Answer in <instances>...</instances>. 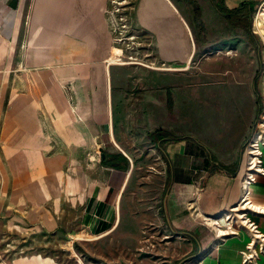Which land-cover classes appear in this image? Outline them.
I'll list each match as a JSON object with an SVG mask.
<instances>
[{"label": "crops", "instance_id": "1", "mask_svg": "<svg viewBox=\"0 0 264 264\" xmlns=\"http://www.w3.org/2000/svg\"><path fill=\"white\" fill-rule=\"evenodd\" d=\"M261 1L223 3L230 10L242 3L256 9ZM105 5L0 0V264H96L89 247L123 224L124 201L125 217L131 214L135 199L123 194L135 171L138 186L157 189L140 201L152 202L161 192L169 225L185 226L197 243L194 264H264V250L245 259L254 233L240 218L228 219L243 195L246 149L239 157L220 154L204 139L178 136L164 125L157 129L170 130L175 139L163 149L152 134L147 153L123 141L125 61L109 64L114 46L102 41L109 37ZM146 66L170 76L188 69ZM251 79L223 86L211 110L225 111L235 97L243 132L257 107ZM251 199L264 205L263 174ZM247 212L264 236V213Z\"/></svg>", "mask_w": 264, "mask_h": 264}, {"label": "rangeland", "instance_id": "2", "mask_svg": "<svg viewBox=\"0 0 264 264\" xmlns=\"http://www.w3.org/2000/svg\"><path fill=\"white\" fill-rule=\"evenodd\" d=\"M172 1L177 13L165 0H106L109 37L102 41L114 46L109 58L125 61L126 115L122 139L129 148L147 153L154 147L151 134L164 125L172 127L178 136L204 139L220 154L239 157L264 115V37L254 26L264 0L254 12L237 14L232 19L225 18L212 0H195L202 10V24L196 33L194 6L186 0ZM215 1L225 6L223 0ZM164 64L187 65L188 69L170 76L168 71L146 66ZM234 75H240L243 81L252 78L251 83H256L261 96L244 132L239 114L235 113V97L230 98L225 111L211 113L217 108L223 86L244 83L234 81ZM171 104L173 111L169 110ZM138 173L135 171L133 182L123 194L126 199H135L128 205L131 214L125 217L124 201L123 224L89 247L94 252L92 261L194 264L197 243L184 233L185 226L169 225L161 192L152 202L140 201L145 196L154 197L157 189L153 185L138 186ZM168 186L167 183L169 191ZM79 235L84 236L78 234V238ZM77 249L87 252L81 247Z\"/></svg>", "mask_w": 264, "mask_h": 264}, {"label": "built area", "instance_id": "3", "mask_svg": "<svg viewBox=\"0 0 264 264\" xmlns=\"http://www.w3.org/2000/svg\"><path fill=\"white\" fill-rule=\"evenodd\" d=\"M255 26V25H254ZM257 32V31H256ZM264 143V115L259 123L255 135L248 141L246 146V171L243 179V195L236 207L231 209L228 219H241L242 223L250 228L254 233L253 239L248 244V254L246 260H253L258 253L264 250V236L258 229L257 224L248 217V210H255L264 213V205L256 206L251 199V187L256 182L259 174L264 175V152L262 145ZM219 218L214 220V225H219ZM258 242H260L259 246ZM201 264V263H197Z\"/></svg>", "mask_w": 264, "mask_h": 264}, {"label": "trees", "instance_id": "4", "mask_svg": "<svg viewBox=\"0 0 264 264\" xmlns=\"http://www.w3.org/2000/svg\"><path fill=\"white\" fill-rule=\"evenodd\" d=\"M187 2L191 3L193 6H194V9H195V16H196V25L194 27V32L196 33V31L199 30L201 24H202V20H201V13H202V10H201V7L200 5L195 1V0H186ZM214 2V4L217 6L219 12L225 16L227 19H232L233 16L237 15V14H241V15H247L249 13H252L254 12V8L248 4V3H242L241 6L236 9V10H230L228 8H225V7H221L220 5H218L216 3L215 0H212ZM200 42L199 40H197V46H199ZM258 77V74L256 75V79ZM258 87L256 85V94H257V98L260 99L261 101V96H260V93L258 91ZM259 101V103H260ZM257 103H258V100H257ZM262 103V102H261ZM152 137L153 139L155 140H161V143H160V146L161 148L163 149V145L166 141L168 140H172V139H175V135L168 129H165V128H160V129H157L156 131H154L152 133ZM216 170V169H215Z\"/></svg>", "mask_w": 264, "mask_h": 264}, {"label": "bare ground", "instance_id": "5", "mask_svg": "<svg viewBox=\"0 0 264 264\" xmlns=\"http://www.w3.org/2000/svg\"><path fill=\"white\" fill-rule=\"evenodd\" d=\"M168 5H170L173 10L176 11L177 13V9L175 7V4L172 0H165ZM174 11V12H175ZM254 25L255 27L257 28L258 32L262 33L263 34V37H264V4L261 6V8L259 9V11L257 12V14L255 15V22H254ZM113 62H117V59H112L110 61V63H113ZM79 238L81 239H84V238H87V237H84V236H80L79 235Z\"/></svg>", "mask_w": 264, "mask_h": 264}]
</instances>
